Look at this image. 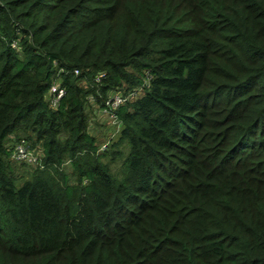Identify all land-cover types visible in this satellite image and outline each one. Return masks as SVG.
Segmentation results:
<instances>
[{
    "label": "trees",
    "instance_id": "trees-1",
    "mask_svg": "<svg viewBox=\"0 0 264 264\" xmlns=\"http://www.w3.org/2000/svg\"><path fill=\"white\" fill-rule=\"evenodd\" d=\"M0 264H264V0H0Z\"/></svg>",
    "mask_w": 264,
    "mask_h": 264
},
{
    "label": "built area",
    "instance_id": "built-area-1",
    "mask_svg": "<svg viewBox=\"0 0 264 264\" xmlns=\"http://www.w3.org/2000/svg\"><path fill=\"white\" fill-rule=\"evenodd\" d=\"M14 47L18 46V43H13ZM75 73L78 74L79 70H75ZM101 77H97V81H100ZM65 88L61 85L60 79H56L49 91H48V100L50 105L53 108H57L60 105V100L65 95ZM135 96V93H130L129 95H124L120 92H112L109 94L108 98H106L103 102V106L101 108V114L104 116H108L112 122L117 123L116 125L120 128V123L117 119V115L115 113L116 109L124 104L128 99ZM93 100V97H91ZM107 146V142L101 145V150H105ZM41 149L38 147L32 146L30 141L25 137H20L15 141L14 149L12 153V159L18 162H26L31 165H39L41 158ZM43 167V166H42Z\"/></svg>",
    "mask_w": 264,
    "mask_h": 264
},
{
    "label": "rangeland",
    "instance_id": "rangeland-1",
    "mask_svg": "<svg viewBox=\"0 0 264 264\" xmlns=\"http://www.w3.org/2000/svg\"><path fill=\"white\" fill-rule=\"evenodd\" d=\"M83 84H85V82H83ZM95 106L92 104L89 107V115L91 114L90 111L93 112V115H90L91 118V129L92 127H95V129L97 130V132L99 131L100 134H98V137L96 136L97 133H95V130H93L92 135L96 136L98 139L96 140V145L101 146L103 143H106V141H115V139H117L120 128L118 125H116L117 123L112 122V120L108 117V116H104L101 113L99 114H94L95 110ZM16 138L15 141L18 140V137H23L26 136L22 130H20V132L18 134H16ZM11 141V139H10ZM14 141V142H15ZM116 148H113V150ZM120 149V148H119ZM121 151H123L124 153L121 155H116L114 159L109 160L108 157L105 158V162H107L110 166V169L119 177L123 176V173L126 170V166H125V160L127 158V155L130 151V145L125 142V146L124 144H121ZM111 155V153L109 154ZM64 170L71 175L72 173V167L70 165V163H65L63 165ZM33 166L28 165V164H16V173H17V177H18V184L22 183L23 181L29 179L31 177V170H32ZM72 177V181H76L74 176Z\"/></svg>",
    "mask_w": 264,
    "mask_h": 264
},
{
    "label": "crops",
    "instance_id": "crops-1",
    "mask_svg": "<svg viewBox=\"0 0 264 264\" xmlns=\"http://www.w3.org/2000/svg\"><path fill=\"white\" fill-rule=\"evenodd\" d=\"M96 131H97V130H96ZM98 134H100L99 131L97 132V136H98ZM15 138H16V135H15V134L10 135V137H9V141H10V139H11L10 144H12V143L15 141ZM17 139H18V138H17Z\"/></svg>",
    "mask_w": 264,
    "mask_h": 264
}]
</instances>
